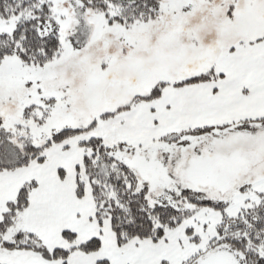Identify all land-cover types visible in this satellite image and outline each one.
<instances>
[{
    "label": "snow or ice",
    "instance_id": "obj_1",
    "mask_svg": "<svg viewBox=\"0 0 264 264\" xmlns=\"http://www.w3.org/2000/svg\"><path fill=\"white\" fill-rule=\"evenodd\" d=\"M0 264H264V0H0Z\"/></svg>",
    "mask_w": 264,
    "mask_h": 264
}]
</instances>
